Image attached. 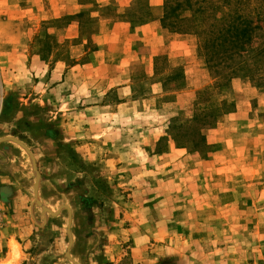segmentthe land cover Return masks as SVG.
<instances>
[{
	"label": "rangeland",
	"instance_id": "rangeland-1",
	"mask_svg": "<svg viewBox=\"0 0 264 264\" xmlns=\"http://www.w3.org/2000/svg\"><path fill=\"white\" fill-rule=\"evenodd\" d=\"M34 1L0 0V264H264V0Z\"/></svg>",
	"mask_w": 264,
	"mask_h": 264
},
{
	"label": "crops",
	"instance_id": "crops-1",
	"mask_svg": "<svg viewBox=\"0 0 264 264\" xmlns=\"http://www.w3.org/2000/svg\"><path fill=\"white\" fill-rule=\"evenodd\" d=\"M129 1L130 0H95V3H97L99 6H103L110 2H113L114 5H117V10L119 11L122 10L121 5H123V7H126L129 4ZM79 2L80 0H35L34 5L35 9L37 8L36 10L43 13L53 12V14L70 15L74 14L78 10H81L83 5ZM149 3L151 4V6H154L157 4V0H149ZM149 24L150 23H145L144 25H141L140 28L144 29ZM71 25L73 26V24ZM82 42H86V40H83Z\"/></svg>",
	"mask_w": 264,
	"mask_h": 264
},
{
	"label": "trees",
	"instance_id": "trees-1",
	"mask_svg": "<svg viewBox=\"0 0 264 264\" xmlns=\"http://www.w3.org/2000/svg\"><path fill=\"white\" fill-rule=\"evenodd\" d=\"M235 20H237V18L235 17ZM242 34H245V30L240 31ZM218 38H220L221 36H217Z\"/></svg>",
	"mask_w": 264,
	"mask_h": 264
}]
</instances>
